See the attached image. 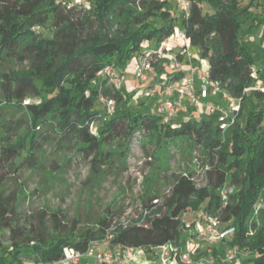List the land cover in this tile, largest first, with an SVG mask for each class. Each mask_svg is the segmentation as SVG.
<instances>
[{
    "label": "trees",
    "instance_id": "16d2710c",
    "mask_svg": "<svg viewBox=\"0 0 264 264\" xmlns=\"http://www.w3.org/2000/svg\"><path fill=\"white\" fill-rule=\"evenodd\" d=\"M189 1V14L181 19L189 45L207 60L210 78L219 80L231 97L240 98L235 121L224 132L217 119L188 116L174 123V116L163 122L147 108L156 105L141 100L132 106L136 94L99 76L107 64L123 72L145 49H156L172 36L176 16L167 1L0 0L1 169L7 166L13 174L22 167L42 172L43 146L55 143L58 151L85 157L95 174H107L115 150L125 157L136 134L159 149L170 140L187 138L203 146L208 156L202 184H196L193 172L179 173L166 192L141 198L136 215L102 214L92 226L80 227L77 219L67 225L57 211L45 208L29 213L26 193L3 195L0 188V264L53 263L64 247L85 251L90 242L107 236L109 247H135L150 253V264H160V245L186 243L188 234L181 233L178 218L187 210L215 215L221 226L234 228L228 238L210 247L213 255L224 254L226 244L236 245L241 264H264V210L259 222L252 221L264 195V93L246 92L257 58L242 41L241 15L246 9L241 0ZM258 3L264 5V0ZM14 60L26 61L27 66L3 68ZM181 72L165 77L176 80ZM159 75L147 79L141 95L162 83ZM100 96L114 100L108 117ZM25 99L30 101L24 103ZM7 108H22L28 116L21 137L19 127L4 117ZM111 143L115 150L105 147ZM224 184L233 186L226 201L219 193ZM4 232L7 236L2 238ZM207 250L201 248L200 255Z\"/></svg>",
    "mask_w": 264,
    "mask_h": 264
},
{
    "label": "rangeland",
    "instance_id": "374dc122",
    "mask_svg": "<svg viewBox=\"0 0 264 264\" xmlns=\"http://www.w3.org/2000/svg\"><path fill=\"white\" fill-rule=\"evenodd\" d=\"M80 1L74 0L75 3ZM258 1H240L246 9V13L241 15L243 20L242 41L249 52L257 55L253 66L259 69L258 78L252 79L251 86L246 91L249 96L253 91L251 87L257 84L259 80L264 85V46H262V42H264V5L259 4ZM167 5L172 15L176 16V28L182 29V11L173 1H169ZM149 44L150 42L147 43V45ZM195 52V48L189 45L188 53H185L181 64L189 65L190 63L195 67L199 65L201 69L206 68V63L200 62V59L195 56ZM189 54H191V61ZM160 61L156 63L157 68L155 66L157 74L162 72L159 63L164 62L166 64L169 58L164 56ZM26 66V61L19 63V61L14 60L6 63L3 68L19 70ZM122 73L124 78L120 85L121 90L136 94V96H132V101H134L132 106L141 100L145 101L147 106H155L162 99L160 91L151 97L141 95V91L149 83L148 80L136 78L133 71ZM158 78L160 80L162 76L159 75ZM29 101L30 99H25L24 103ZM180 107L182 112L175 115L174 123L188 116L197 120L211 119L215 121L217 119L215 113H208L205 108L193 106L186 100L181 102ZM147 108L155 110L151 107ZM3 113L6 120L19 127L17 135L21 137L28 127V116L24 109L7 108L3 110ZM143 140L142 135H134L129 148L126 150L125 157L115 150V143L105 146L109 150H115V152L112 156L113 167L107 174L102 175L95 174L90 168L88 160L81 154L58 151L55 143L45 144L43 146L45 170L41 172L29 167H22L16 174H13L8 171L7 166L0 168L1 191L3 195L26 193L29 196H26L28 197L26 208L29 213H35L42 208L57 211L67 225H70V221L77 219L80 227H84L94 225L97 218L102 214L111 213L115 217L122 218L136 215L141 198L146 199L166 192L173 183L174 177L179 173L193 172L199 178L198 184L204 182V178L201 179V176L207 165L208 156L203 146L194 144L187 138H179L170 140L167 147L159 149L152 142L143 143ZM1 149L2 144L0 143V151ZM123 160L125 161L122 162ZM254 209L252 221L259 222V213L264 210V195L260 197ZM193 212L187 210L182 215L181 218L190 223V227L182 226L180 231L184 234L192 232L187 237L194 240L193 245L196 248L191 251V257L196 260L201 252L200 243L204 241L196 235L200 225L196 222ZM6 236L7 232H4L2 238ZM178 245L175 243L173 248L178 247ZM102 246L99 244L97 247ZM184 246L187 244L185 243ZM188 247H190V243H188ZM230 247L226 244L224 253ZM149 254V252L138 249L133 264H150ZM171 256L175 258L176 255L172 252ZM167 263L169 262L167 261ZM78 264L99 263L94 256L83 255ZM230 264H241L238 255L231 260Z\"/></svg>",
    "mask_w": 264,
    "mask_h": 264
},
{
    "label": "built area",
    "instance_id": "2783aa9c",
    "mask_svg": "<svg viewBox=\"0 0 264 264\" xmlns=\"http://www.w3.org/2000/svg\"><path fill=\"white\" fill-rule=\"evenodd\" d=\"M164 1L175 2L182 11L184 17L189 14V0ZM169 40H173L175 42H178L179 40L182 45L180 52L182 54L188 53L189 38L184 29L176 28L172 36L165 38L158 48H148L139 54L133 67V73L136 78L140 80H147L149 77H156L158 74L156 73L155 65L160 62L164 56L169 58L165 67L172 71L181 70L178 52H167ZM196 71L197 78L200 81L197 88L193 87V78L168 80L164 76L162 83H155L150 90L144 91L143 95L152 96L159 91L161 86L162 89L160 92L162 94V99L156 104L155 111L162 116L163 122H167L174 117L181 109V102L186 100L193 106L205 108L208 113H215L219 122V128L221 132H224L235 121V117L240 109V98L231 97L222 88L219 80L210 78L207 67L204 69L199 67ZM257 73V69L252 66L250 70V77L252 79L257 78ZM122 74L123 73L113 64H107L99 72V76L106 77L116 87H120L121 82L123 81L124 77ZM251 88L264 93V85L261 83H257ZM173 95H176L177 97L175 101L172 100ZM218 96L225 99L226 103L220 104L213 101V98ZM99 101L103 104V111L105 113L104 116H110L114 112V100L100 96ZM204 171L205 169L203 170V173ZM202 178L203 174L201 176V179ZM193 180L197 185H199V178L197 175L193 177ZM232 190L233 186H228L227 184L220 187L219 193L221 199L226 201L227 193ZM185 212L186 211H184L178 219L181 221L182 226L190 227V223L185 222V220L181 218ZM193 213L196 222L200 225L196 235L204 241L201 242L202 245H200V249L207 247V254L200 255L196 260L193 259L191 257V251H194L196 247L193 245L194 240L188 237L186 239L187 246L178 245V247L173 248L175 243L168 241L158 247L160 264H166L167 261L169 262L167 264H175L178 262L182 264H216L217 262L233 260L239 254V250L236 245L231 246L222 255H213L210 247L214 246L215 243H219L221 240L228 238V236L234 231V228L232 226H221L218 217L215 215L205 213L201 210L194 211ZM191 233L189 232L188 235ZM109 240L110 236H107L101 241H92L89 243L85 251H79L73 247L66 246L63 248L62 257L56 262L49 264H76L83 255L94 256L99 264H133L138 248L129 246L122 249L111 248L108 246ZM188 243H190V247H188ZM99 244H102L103 246L100 248L97 247ZM172 252L176 255L175 258L174 256H171ZM169 259H171V261H169Z\"/></svg>",
    "mask_w": 264,
    "mask_h": 264
},
{
    "label": "crops",
    "instance_id": "0c3cea01",
    "mask_svg": "<svg viewBox=\"0 0 264 264\" xmlns=\"http://www.w3.org/2000/svg\"><path fill=\"white\" fill-rule=\"evenodd\" d=\"M262 46H264V42H262ZM181 48H182V45H181V42L179 40H178V42H175L173 40H169L167 52L168 51L169 52L170 51L171 52H178V54L180 56V59H179L180 60V64H181L182 60L184 59V55H185V54H182L180 52ZM194 54H195V56H197L198 59H200V62L201 61H204L206 63V67H207V65H208L207 64V60L204 59V58H199L196 52ZM189 60L191 61V54H189ZM160 64H161L160 69H162V72H160V76H162V78L160 79V81H162L163 78H164V76H166V74L168 75V73L172 72V70H169L167 67H165V63L164 62L159 63V65ZM134 65H135V63H133V66L132 67L124 69L123 72L133 71ZM199 67H200L199 65H197L195 67V66H193L190 63H189V65L188 64H186V65H182L181 64V71L182 72L180 74L181 75L180 78L181 79H192L193 78L194 79L193 87L194 88H197L199 86V84H200V81L197 78V71H196V69H198ZM256 69L259 72V69L258 68H256ZM257 78H258V73H257ZM258 83H262V82L259 80ZM176 99H177L176 95H173L172 100L175 101ZM213 101H215L217 103H220V104H225L226 103V100L223 99L220 96L213 98ZM181 112H182V108L180 109V111L178 113H181ZM200 245H202V244L200 243ZM76 264H78V262Z\"/></svg>",
    "mask_w": 264,
    "mask_h": 264
}]
</instances>
